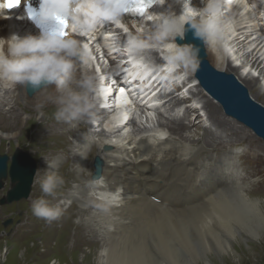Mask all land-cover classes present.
<instances>
[{
    "label": "bare ground",
    "instance_id": "6f19581e",
    "mask_svg": "<svg viewBox=\"0 0 264 264\" xmlns=\"http://www.w3.org/2000/svg\"><path fill=\"white\" fill-rule=\"evenodd\" d=\"M27 1L34 3L38 0H22L20 7L14 8L9 13L4 8L0 9V36L6 37L12 32H18L12 19L22 24V29L28 31L26 34H33L31 24L26 22L25 15L21 13ZM246 1L248 5L260 9L257 0ZM194 2L197 8L206 6V0L202 3L200 0H194ZM166 4L170 6L165 11L176 12V14L182 11L181 0H166L163 5ZM222 5L228 9L229 16L232 17L236 12L234 3L230 0H222ZM161 7L158 1L155 10L141 20L124 22L125 30L130 34L127 33L128 39L131 36H139L147 40L150 47L144 49V53L137 55L126 45L132 59L127 67L131 65V68L127 73L124 71L117 76L118 79L126 74L132 77L138 76L135 78V84H141L140 79L147 78L144 84L151 83L147 87L150 91L144 103L150 107L141 105L139 110L133 112L132 108L126 105L129 95L124 90L121 91L123 98L118 97L117 103L114 100L112 105L111 95L114 85H111L109 90L107 88L110 75L125 68L126 65L115 69V66L119 64L113 63L115 64L113 69L109 70L102 65L101 74L104 75L105 82L100 81L99 84L107 90L100 93L101 96L98 97H95V93L92 94L90 113L74 122L73 126L58 124L51 117L45 130L48 136L74 138L72 154L76 158L72 160L75 161L76 167L72 165L76 169L77 173L73 172V174L77 180L74 181L75 185L67 189L65 198L80 203L81 211L84 215L91 217V222L96 223L95 226L99 230H96L97 233L104 237L97 250L95 264H192L200 258H203L207 264H212L209 253L234 252L236 250L234 243L239 237L247 238V235L258 237L264 229L262 196H255L249 192L250 182L247 180L240 182L233 177L235 155L232 151L227 152L222 148L234 144L237 139H240V142L249 139L250 145L254 144L253 141H259L257 135L243 123L239 125L238 120L225 116L220 105L208 94L201 104V110H204L205 115L197 113V110L192 111L196 115L194 124L191 119H188L189 122L185 121L190 113L189 108L192 107L190 102L199 99L200 96H206V92L195 78L196 71H187L188 77L180 78L185 72L183 69L180 70L181 72L170 74L166 69L156 68L154 65L153 62L164 61L159 57V54L165 50V48L162 50V47L168 48L173 43L168 42L165 45L167 42L148 39L153 26L151 21L156 18L154 13L159 14V10L162 11ZM262 15L264 16V13ZM236 16L238 17V14ZM252 21L253 26L250 24V26L246 24L242 26L243 23L238 22L239 24L231 29L228 35L233 36L232 42H236L235 46L237 45L242 52L244 65H251V69L254 68L259 70L260 74H264V32L259 34L255 19ZM106 25L111 28L109 32L112 37L110 35V38H106L107 34L103 33V39L99 38L94 35L97 33L95 31L93 35L88 34L92 35L89 40L94 41L93 44L91 41L89 44L95 46L96 43L102 49L106 46L109 52L117 48V52L114 50L111 55L123 56L124 47L122 48L119 41L125 42L128 39L124 37L119 27H115V24ZM107 27L102 26L100 30L107 32ZM115 42H118L117 45L110 46V43ZM222 45H219L217 41L211 47L206 45L211 65L220 71L234 72L238 80L242 81L241 83L252 88L253 97L264 104V91L259 78L249 74L243 75L241 73L243 64L239 68L226 60L225 47L223 48L224 45ZM146 51L152 53L156 61L152 58L147 59ZM139 58L144 64L139 63ZM122 61L125 60L120 62ZM81 64L77 61L78 77L82 75ZM98 64L100 65L99 60ZM94 73L98 75L97 72L94 71ZM175 77H178L182 86H179ZM128 84L129 94L131 91L136 93L137 91L133 92L135 85L131 84V81ZM7 86L5 87L6 95L0 99V105L3 106H0V118L6 119L8 116L6 112L11 111L17 102L23 103L30 117L38 113L34 104L35 94L29 96L22 86ZM186 86H195V88L186 91ZM52 90L54 86L49 89V91ZM161 99H163L162 105ZM117 106L121 107L122 111L110 115L113 110L111 108ZM162 108L164 114L168 116V121H159L160 129L141 127L137 124V120H151L152 112L161 111ZM18 111L19 109L15 112V119ZM202 117L209 118L211 125L217 126L221 132H214L206 127L203 128L202 134L194 132L193 127L201 124ZM21 121L23 122V118ZM101 122L105 126L99 130ZM95 124L98 126L96 127ZM131 124L134 126L129 132ZM0 130L7 137L18 136L16 129L3 120H0ZM73 130L75 135L71 134ZM167 133H169L168 137ZM96 139L100 141L99 144ZM216 140H219V143ZM59 144L64 146L66 143ZM257 147L264 155V144L258 143ZM220 148H222L223 156L219 159L216 151ZM92 150H96L94 155L103 161L102 175L98 179L92 177L95 173V156L93 155V161L89 159ZM59 153L61 154L56 157V160L49 164H59L57 161L60 162L63 159L65 152L62 150Z\"/></svg>",
    "mask_w": 264,
    "mask_h": 264
},
{
    "label": "rangeland",
    "instance_id": "374dc122",
    "mask_svg": "<svg viewBox=\"0 0 264 264\" xmlns=\"http://www.w3.org/2000/svg\"><path fill=\"white\" fill-rule=\"evenodd\" d=\"M230 1L233 3L234 1H236V3H238L242 8L239 7L237 10L235 9L236 12H234L233 16L231 17L229 16L228 9L223 7L222 0H220L221 6L219 9L216 10V14L220 17L222 23V36L217 40V43L219 45L222 44L224 45L222 46L223 48L225 47L224 49L225 59L233 63L234 66L236 65L235 67H239V66L241 67L242 64L243 65L245 64V62L243 61L244 57L242 56V52L239 50L238 46L237 45L235 46L236 42L234 43L232 42L233 36H230L228 34L230 33L231 29H233L237 24H239L238 22L243 23L244 25L242 24V26H245V24L246 25L250 24L251 26H253L254 20L252 21V19L254 18L251 17L252 9H250L251 6L247 4L246 0H230ZM169 6H167V4L162 5L161 7L162 11L160 9L159 13L166 12L165 10H168ZM243 10H245V12H243ZM237 14L238 17L236 16ZM156 19H158L157 16L155 20ZM12 21H14V23L16 24L15 27L16 29H18L17 33H19L20 35H25L26 33H28V31L26 32L25 30L22 29V24L19 23L18 20L12 19ZM120 29L122 30L121 33H123L124 37L128 39V35H130L129 31H126L121 27ZM101 32L102 33L100 35H102L103 33L104 34L107 33L104 31ZM76 38L84 42L90 55V61L88 65H85L83 63L81 64V68H82L81 74L85 72L87 73L91 72V74L92 73L95 74L94 73L95 71L98 74L97 77L99 78V82L101 81L102 83H104L105 77L103 74H101V66L103 65V68L106 66L112 68V66L107 65V59L105 58L104 52L102 51L101 47L97 44H95V46L89 44L90 41L92 40V39L89 40V37L77 36ZM121 43H124V40H122ZM162 50L164 51L159 54L160 58L161 57L164 58V56L167 54L166 47H162ZM141 53L144 52L142 51L139 54ZM145 53L147 54L146 57L147 59L152 58L153 60L156 61L152 53H149L148 51H146ZM98 60L100 62V65L98 64ZM141 60L142 59H140L139 63L144 64V62L143 61L141 62ZM244 66L241 67V73L245 76L249 74L254 76L255 78H259L261 87L264 91V74H260L259 70H255L254 68L251 69V65L249 66L244 65ZM150 68L152 69V66ZM167 68H169V66H167ZM223 71L227 72L225 70ZM228 73H232L238 78V76L234 72H228ZM188 75H189L188 73L184 72V74L180 76V78L188 77ZM177 82L179 83V80H177ZM179 84L182 85L181 82ZM242 84L245 87H247L249 91V95L256 102L264 106L263 102L253 97L252 88H250L247 84L244 83ZM5 87L8 86L4 84H0V99L6 95L7 88ZM107 88L109 90L110 86L107 85ZM192 88H195V86H192ZM105 90L107 89H105L104 87H100L99 92L94 94L95 97L101 96L100 93H103ZM186 91H189V89H187ZM179 94H181V92H179ZM186 94L188 95V93ZM207 94L208 93H206V96L204 97L200 96L199 99L190 102L192 107L189 108L190 113L189 115L186 116L185 119L186 122H189L188 119H191L192 124H194L196 115H194L192 111L197 110V113L199 112L203 116L205 115L204 110H201V106H202L201 104L202 101L205 98H207V96L209 95ZM17 103L14 104V108L11 111L6 112V114L8 115L6 119L0 118V120H3L7 125H10L12 126L13 129H16L18 134V136L15 138L14 136L7 137L0 130V154L2 155L6 154L12 156L15 153L16 149H22L23 151L29 153L31 157L36 161L37 171L32 186V191L30 193L29 198L27 199H22L21 201L14 202L12 204L2 205L1 200L3 199V197L7 195L8 191L11 189L10 178L3 180L2 188L0 187V264H90V262L91 264H95L94 262L95 256L104 237H102V235L99 232L97 233L96 230H98V228L95 226L96 223L91 222V217H89L88 215H84V213L81 211L82 208L81 204L78 203L77 201L74 200L69 201L67 198H65V194L68 191L67 189H70L71 185L72 186L75 185L74 181L77 180V177L73 174V172H76V169L74 168L76 167V164L75 161L72 160L76 158V156L72 154V151L74 149L73 146L74 138L73 137L64 138L56 135L53 136L46 135L45 130L48 127V121L52 117V112L54 111L52 109V106L49 105L45 107L43 109V114L38 112L34 114V116L30 117V115L27 114L28 109L23 106V103L21 102H17ZM217 103L219 104V102ZM194 106H196V108ZM220 107L222 108L221 105ZM17 109H19L18 111L19 115L17 114L16 116L17 118L15 119L14 117ZM111 110L112 111L110 115L122 111L121 107L119 106L114 108L112 107ZM124 112L126 113L125 110ZM159 112L164 114L163 108L161 109V111L158 110L152 112L153 114L151 120L149 121L148 119L147 121L137 120V124H139L141 127L148 126L149 128L160 129L158 127L159 121L167 122L168 116L166 114L162 115ZM224 115L227 116L225 112ZM22 118H23V122L21 121ZM202 118L203 121L201 122V124H199L200 126L198 125L193 127L192 130L194 132L197 131L198 133L202 134L204 127L208 129H212L214 132H221V130L218 129L217 126L211 125V120L209 118L208 119L207 117H202ZM240 124L241 122H239V125ZM98 125L95 124L96 127ZM69 126H73V125L69 124ZM104 126L105 124L101 122V125L98 127V129L100 130ZM133 126L134 125L132 124L130 125L131 128L129 127L128 129L129 132L132 131ZM83 132L86 133L84 130ZM71 134L75 135V130H73ZM168 135L169 133L166 134L167 137ZM256 137L258 138L259 141L258 142L253 141L254 144L251 145L249 143L250 141H248L249 139H246L245 141H241V142L240 139H237V141L235 140L234 144H230L227 148L225 146L222 147L220 144L219 145L223 149L227 150V152L232 151L235 155L234 156L235 159L233 158V160L235 161V168H234L235 176L233 175V177H235V179H239L240 182L241 181L243 182L244 180L250 182L249 192L255 196L261 195L262 199L264 200V155L262 154V150H260L257 147L258 143L262 145V143L264 144V141L258 136ZM234 139L235 138H233V140ZM60 142L66 144L65 145L63 144L64 146H62L59 144ZM216 142L219 143V140H216ZM222 148L216 151L219 159L221 156H223L221 152ZM62 150L65 152L63 159L60 162L57 161V163L59 164H54L57 165L55 166V169H49L48 168L49 163L51 162L53 163L56 160V157L59 154H61L59 153V151ZM258 150L261 154L257 152ZM95 152L96 150H92L91 152L89 158L91 161H93ZM72 164L74 165V167ZM47 170L58 171L61 175L65 177L66 180L65 185L62 186L60 189H58L55 196L49 198L47 197V199H50L53 203H59L60 206L64 209V215L59 220L54 221L52 223H48L44 220L36 218L31 211L32 202L38 197L43 195L39 188V180L40 178L43 177V175ZM246 237L247 238L239 237L238 241H235L234 244L236 245L234 246L236 247L235 248L236 250H234V252L209 253L211 263L212 264H264V229L261 232L260 236L258 237L252 235H247ZM7 250L9 251L6 253ZM6 260L8 261L6 262ZM192 264H207V263L206 261L203 260V258H200L199 260L193 262Z\"/></svg>",
    "mask_w": 264,
    "mask_h": 264
},
{
    "label": "clouds",
    "instance_id": "9594fccd",
    "mask_svg": "<svg viewBox=\"0 0 264 264\" xmlns=\"http://www.w3.org/2000/svg\"><path fill=\"white\" fill-rule=\"evenodd\" d=\"M166 0H159L163 5ZM180 14L166 11L156 14L148 37L156 42H173L167 48L164 60L168 72H195L199 66L197 50L190 44L175 43L184 38L186 31L211 47L222 36V23L216 10L220 0H206L203 8L193 7L191 0H181ZM136 0H38L29 19L39 29L37 34L12 32L0 36V84L22 86L35 94L38 112L49 105L52 118L58 124H73L92 109V94L98 93L100 84L95 74L77 76V61L88 65L90 55L84 42L77 36H86L109 24H120L125 14L132 13ZM191 10V11H189ZM187 14V15H186ZM190 17V18H188ZM67 28H64V23ZM187 26V27H186ZM66 31L64 35L62 32ZM127 47L139 54L149 47L148 41L131 36ZM51 86L54 90L49 91ZM43 89V91H42ZM99 144L100 141L96 139ZM55 169L54 164L48 165ZM66 183L58 171L47 170L39 180L42 196L31 204L32 214L48 223L59 220L64 209L47 197H53Z\"/></svg>",
    "mask_w": 264,
    "mask_h": 264
},
{
    "label": "water",
    "instance_id": "95a60500",
    "mask_svg": "<svg viewBox=\"0 0 264 264\" xmlns=\"http://www.w3.org/2000/svg\"><path fill=\"white\" fill-rule=\"evenodd\" d=\"M187 27V26H186ZM179 44H190L197 50L199 66L195 77L200 86L222 106L227 116L235 118L262 140H264V106L252 100L248 89L232 74L213 67L208 60L206 45L195 38L191 30L186 31L184 38H177ZM29 96L34 93L27 90ZM11 161L10 169L8 163ZM103 162L100 157L94 160V179L102 175ZM37 171V163L31 155L22 149H16L10 157L0 155V187L3 180L10 178L11 189L1 200V204H12L27 199Z\"/></svg>",
    "mask_w": 264,
    "mask_h": 264
},
{
    "label": "snow or ice",
    "instance_id": "6c2138e0",
    "mask_svg": "<svg viewBox=\"0 0 264 264\" xmlns=\"http://www.w3.org/2000/svg\"><path fill=\"white\" fill-rule=\"evenodd\" d=\"M153 2H154V0H136V6L133 9V11H135L138 14L143 15L144 12L152 5ZM20 3H21V0H4V4H5L6 8L9 10L19 7ZM189 11H191V10H189ZM28 12H29V15H32V8L31 7L28 8ZM63 23H64V28L66 29L67 23L66 22H63ZM62 34L66 35L67 32L64 31V32H62Z\"/></svg>",
    "mask_w": 264,
    "mask_h": 264
}]
</instances>
